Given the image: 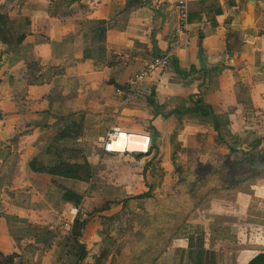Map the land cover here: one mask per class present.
Instances as JSON below:
<instances>
[{
    "label": "crops",
    "instance_id": "0c3cea01",
    "mask_svg": "<svg viewBox=\"0 0 264 264\" xmlns=\"http://www.w3.org/2000/svg\"><path fill=\"white\" fill-rule=\"evenodd\" d=\"M208 3L188 4L187 34L175 36L179 14L164 0H0V14L8 16L16 35L28 36L19 47L0 44L3 257L15 255L13 264H57L61 258L92 264L105 250V264H124L135 244L125 245L124 239L145 232L148 217L159 210L126 217L120 227L113 209L98 210L107 201L127 199L136 170L161 162L165 177L154 193L163 200L176 182L177 168L192 166L203 147L224 155L230 149L250 152L257 142V152L264 154V0ZM26 19L29 25L20 24ZM79 22L107 23L104 59L96 61L93 43L91 58L82 57L81 38L75 36ZM155 60L163 64L122 107L125 89L133 91L130 78L143 63ZM99 92L103 106L107 102L104 117L98 113L102 105L94 106ZM70 104L76 105L74 113L84 114L83 134L59 143L85 152L93 175L88 184L29 168L34 159L53 163L45 150L74 119L71 113H57ZM110 121L141 138L143 148L124 151L118 140L114 152L103 153L100 142ZM22 128L29 134L14 146ZM62 186L83 196L80 208L88 223L81 244L88 253L82 262L77 261L79 250L66 246L70 232L64 225L74 220L76 208L62 200ZM144 222L145 230L139 231ZM175 248L204 250L203 264H249L263 255L264 167L241 185L209 195L167 252ZM168 253L157 264H165Z\"/></svg>",
    "mask_w": 264,
    "mask_h": 264
},
{
    "label": "trees",
    "instance_id": "16d2710c",
    "mask_svg": "<svg viewBox=\"0 0 264 264\" xmlns=\"http://www.w3.org/2000/svg\"><path fill=\"white\" fill-rule=\"evenodd\" d=\"M203 1L204 4H209ZM218 13H221L219 3L215 2ZM20 24L29 25L30 21L20 20ZM76 37L81 38V53L85 59L91 58L89 50L91 43L96 44V61L105 57V22L82 23L79 22ZM36 29L35 33L38 34ZM28 36H17L12 22L6 14H0V44L8 48L19 47ZM95 60V58H93ZM138 72V71H137ZM136 73L130 78L132 79ZM119 86L116 87L118 89ZM125 89L123 97L128 93ZM82 116H78L67 129L58 130L54 137V143L63 139H74L82 136L83 127ZM81 124L79 127L78 124ZM217 145H220L217 141ZM153 146V143H152ZM260 143L255 142L252 151L243 152L239 150H229L228 154L212 152L209 148L203 147L196 154V159L192 166L179 167L176 170V182L171 188V192L163 200L155 195V190L162 186L165 177L164 168L160 161L153 160L146 166L135 171L137 180L129 186L127 199L121 201H107L102 204L98 213L115 211L114 220L116 226H122L126 217H141L144 211L159 208V213H153L148 217L149 225L147 230L135 237V244L127 255L124 264H157L168 252L174 239L184 229L185 224L191 216L199 209L209 195L216 191L231 190L244 183L252 174L264 167V154L257 152ZM154 149V147H152ZM45 154L51 155L53 163L46 167L40 160L34 159L29 168L32 172L40 175H49L63 178L67 181L88 184L92 178V171L83 150L68 147L51 145L45 150ZM149 155V154H148ZM145 157L140 154L137 156ZM150 178L147 181V178ZM144 191L140 192V187ZM62 200L75 208H80L83 203V196H77L75 191L68 186H62ZM134 191V193H132ZM90 215V214H89ZM111 219V218H108ZM106 220L101 217L102 224ZM86 221L79 222L76 219L73 227L66 237V246L70 250L78 249V262L85 260L87 250L81 244L84 238ZM205 251L201 249H179L175 248L168 253L165 264H203ZM16 256L3 257L0 254V264H13ZM107 252L102 250L99 256L93 258L92 264H105ZM264 254L255 257L249 264H263Z\"/></svg>",
    "mask_w": 264,
    "mask_h": 264
},
{
    "label": "built area",
    "instance_id": "2783aa9c",
    "mask_svg": "<svg viewBox=\"0 0 264 264\" xmlns=\"http://www.w3.org/2000/svg\"><path fill=\"white\" fill-rule=\"evenodd\" d=\"M205 0H164V4L173 10H176L179 14V26L175 30V36H178L179 34L185 32L187 34L188 31V4L191 2H203ZM186 42L184 40L181 41ZM163 64V62H160L158 60H155L151 63H143L139 69L138 72L135 74V76L130 79L129 81V87L133 89L129 90L127 95L123 97L122 103L123 106H127L128 104H131L132 101L136 98V93L134 92V88L139 87V85L142 84V82L149 78L157 69L158 66ZM129 135L126 133H123L120 131V129L117 127V124L113 123L112 126L109 128V131L106 133L105 138L101 141L102 151L103 153H111L114 152L113 146L114 143L118 140H121V142L126 146V144L129 142ZM127 148H124V151H126ZM72 214L74 216V220L68 224L64 225V228L71 232L73 222L76 219H79V222L85 221L87 219L86 214L81 210V208H76L72 210ZM57 264H69L65 260L58 261Z\"/></svg>",
    "mask_w": 264,
    "mask_h": 264
},
{
    "label": "rangeland",
    "instance_id": "374dc122",
    "mask_svg": "<svg viewBox=\"0 0 264 264\" xmlns=\"http://www.w3.org/2000/svg\"><path fill=\"white\" fill-rule=\"evenodd\" d=\"M9 1H13V0H9ZM175 33V32H174ZM186 42H183V44H185ZM30 52V51H29ZM106 72H107V70H106ZM10 79V77H7V80H9ZM78 92L79 93H82L83 95H85L82 91H80V90H78ZM108 92H111V91H109V89H108ZM0 93H2V92H0ZM101 92H99V93H97L95 96L97 97L96 98V102H98V103H96L94 106L95 107H99V106H101L102 105V107L101 108H99L98 109V113H99V111L101 110L103 113H102V115H103V117L106 115V112L108 111V108H107V102H105V104H104V106H103V104H102V101H104L103 99H101V98H99V94H100ZM3 95L2 94H0V103L1 104H3ZM122 100H123V97H122ZM121 100V101H122ZM91 104H93V103H91ZM75 106L76 105H74V104H70V105H68L67 107H65V108H63V109H59V111L57 112V113H60L61 111H63L64 112V114L65 113H71L73 116H74V119L72 120V121H70L69 123H67V124H65L64 126H65V128L67 129L73 122H79V120H76L77 119V117L78 116H84V114L82 113V111H80V112H77V113H74V110H75ZM122 107H124L123 106V103H122ZM5 114H11L12 112H7V111H3ZM74 113V114H73ZM85 115H86V113H85ZM69 116H67V117H65V118H68ZM96 118H98V115L96 116ZM53 120V119H52ZM114 122V121H113ZM113 122L111 123V121L109 122V123H111L110 124V127L112 126V124H113ZM86 123V122H85ZM57 124V123H56ZM78 124V126L77 127H79L81 124H83L82 125V127H84V119H82L81 120V124H79V123H77ZM56 126H54L53 128H55ZM108 127H109V125H107V130H109L108 129ZM125 126H123L122 128L123 129H125V131H127V129L126 128H124ZM6 128H8V129H12V127H10V126H6ZM64 128V129H65ZM64 129H61V130H64ZM106 130V131H107ZM128 132V131H127ZM29 134V131L26 129V128H22V129H20L19 131H17V134L15 135V144H14V146H16L17 145V141H18V139L21 137V136H26V135H28ZM83 134V133H82ZM43 135V137H45L44 136V134H42ZM56 135V134H55ZM55 137V136H54ZM65 140H69V139H63V140H61V141H65ZM41 141H43V140H41ZM101 143V142H100ZM11 143H8V144H5V145H7L6 146V148H8L9 147V145H10ZM51 145H54V146H60V147H64V146H61V144L58 142V143H54V138H53V142H52V144ZM51 145H49V146H51ZM48 146V147H49ZM47 147V148H48ZM46 148V149H47ZM73 149H75V148H73ZM21 154V152H19L18 153V155H20ZM17 154H15L14 153V156H16ZM33 161V160H32ZM31 161V162H32ZM30 162V163H31ZM29 163V164H30ZM46 167H48V166H50V165H45ZM30 172H32V170L30 169ZM149 180H150V178H149ZM100 207H102V205H100ZM155 209H158L159 210V208H155ZM159 212H160V210H159ZM139 225H140V223H139ZM139 225H138V227H139ZM146 226H147V223L146 222H144L143 224H142V226L139 228L140 230L139 231H144L145 230V228H146ZM138 227H137V229H138ZM124 243H125V245H128V244H130V245H133L134 243H135V236L133 237L132 236V234L131 235H129L126 239H124ZM63 257H64V254H63ZM75 259V258H74ZM63 260V258H61L59 261H62ZM74 260H70V262H73Z\"/></svg>",
    "mask_w": 264,
    "mask_h": 264
},
{
    "label": "bare ground",
    "instance_id": "6f19581e",
    "mask_svg": "<svg viewBox=\"0 0 264 264\" xmlns=\"http://www.w3.org/2000/svg\"><path fill=\"white\" fill-rule=\"evenodd\" d=\"M129 142L126 144V146L121 142L120 140V145L122 146L123 144V148H128L130 146V149H134V148H143V146H141L140 144L142 143V139L135 137V136H129Z\"/></svg>",
    "mask_w": 264,
    "mask_h": 264
}]
</instances>
